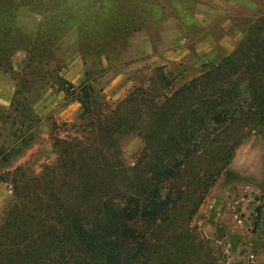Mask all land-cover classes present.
I'll use <instances>...</instances> for the list:
<instances>
[{
    "label": "rangeland",
    "instance_id": "1",
    "mask_svg": "<svg viewBox=\"0 0 264 264\" xmlns=\"http://www.w3.org/2000/svg\"><path fill=\"white\" fill-rule=\"evenodd\" d=\"M247 36L264 45V0H0V176L54 163V138L83 134L81 101L110 114L159 74L177 89ZM121 147L133 166L144 142L133 134ZM12 197L0 180V219ZM191 227L197 250L173 264H264V126L236 150Z\"/></svg>",
    "mask_w": 264,
    "mask_h": 264
},
{
    "label": "trees",
    "instance_id": "2",
    "mask_svg": "<svg viewBox=\"0 0 264 264\" xmlns=\"http://www.w3.org/2000/svg\"><path fill=\"white\" fill-rule=\"evenodd\" d=\"M258 38L247 36L177 89L159 74L110 114L81 101L89 118L83 134L54 138V163L0 176L13 188L0 219V264L187 261L198 244L193 218L236 150L264 126ZM63 85L67 97L75 95L73 84ZM133 134L144 148L128 166L121 146Z\"/></svg>",
    "mask_w": 264,
    "mask_h": 264
},
{
    "label": "crops",
    "instance_id": "3",
    "mask_svg": "<svg viewBox=\"0 0 264 264\" xmlns=\"http://www.w3.org/2000/svg\"><path fill=\"white\" fill-rule=\"evenodd\" d=\"M47 103H49V101Z\"/></svg>",
    "mask_w": 264,
    "mask_h": 264
}]
</instances>
